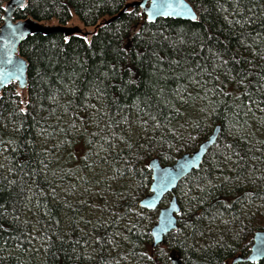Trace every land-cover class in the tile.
Returning a JSON list of instances; mask_svg holds the SVG:
<instances>
[{"label":"trees","instance_id":"obj_1","mask_svg":"<svg viewBox=\"0 0 264 264\" xmlns=\"http://www.w3.org/2000/svg\"><path fill=\"white\" fill-rule=\"evenodd\" d=\"M129 1L24 0L14 11L15 20L99 25L89 39L36 32L19 44L25 107L15 82L0 88V264H105L113 221L79 230L85 204L54 197L64 171L117 158L135 181L116 202L124 211L149 192L150 157L172 163L215 124V144L174 190L178 227L165 249L148 251L149 224L137 220L127 252L141 264H173L172 253L182 264H230L264 229V0H187L194 21H149L138 6L110 19ZM139 214L152 221L156 211Z\"/></svg>","mask_w":264,"mask_h":264},{"label":"water","instance_id":"obj_2","mask_svg":"<svg viewBox=\"0 0 264 264\" xmlns=\"http://www.w3.org/2000/svg\"><path fill=\"white\" fill-rule=\"evenodd\" d=\"M24 0H7L4 5L3 22L0 25V88L11 82H15L19 89H26V60L17 52L19 44L33 33L47 34L52 31H63L65 34L69 30L74 31L69 26L43 25L41 22L31 18L14 19L13 14ZM173 4L172 14L153 15L151 13V0H134L124 4L123 8L110 19L118 17L129 7L145 5L141 12L147 20L155 21L157 18H173L183 20H197V13L187 0H171ZM183 9H190L196 19L184 12ZM99 25L97 23L96 27ZM221 132L219 124H215L208 136L201 141L192 152L181 153L172 163L163 164L157 156H152L147 161L150 170V183L148 193L138 200V205L147 210L158 208L156 222L150 228L152 246H157L163 242L164 237L170 231L177 229V214L180 206L174 192L178 183L191 171L200 168L203 159L209 149L215 144ZM165 196L169 199L165 205L159 206ZM264 259V229L253 231L249 252L246 255H235L230 264L237 262H257ZM173 264H182L178 255L171 254Z\"/></svg>","mask_w":264,"mask_h":264},{"label":"rangeland","instance_id":"obj_3","mask_svg":"<svg viewBox=\"0 0 264 264\" xmlns=\"http://www.w3.org/2000/svg\"><path fill=\"white\" fill-rule=\"evenodd\" d=\"M41 23L49 26L59 24L56 20ZM65 25L72 27L76 34L81 35L86 39H89L91 33L96 30L95 25L85 26L75 15H73ZM17 90L22 106L25 107L27 91L26 89L19 88ZM208 124L211 129L213 124L209 121ZM100 157L101 156L99 155L96 158H88L83 172L79 171L77 167H73V169L69 171L65 170L64 172L67 174L69 181H65L64 183L56 182L58 187H55L54 197L56 200L64 203H66V201H79L85 204V210L75 216V222L77 225L81 226L79 229L80 231L84 230V232H86V228L88 227L113 221L114 225L109 230L110 237L108 238L110 240L111 248L108 256H111V259L106 261L105 264H141L140 259H137L136 257L133 258L132 255L127 252V250H129L130 241L127 239L126 231L137 232V220L144 223L142 225L143 229L146 225L148 226V224L151 228L153 223L156 222L158 208L155 209L156 215L155 219L152 221L139 214L142 207L138 204L134 206L130 205L124 211L117 209V201L134 193L135 181L130 175L122 174L121 169L123 166L117 158L113 159L108 156L107 158ZM60 160L61 158H59V161ZM113 162L115 163L114 165ZM73 179L78 183H75ZM176 194L180 198V195L178 193ZM183 196L185 195L183 194ZM168 199L169 196L164 197L159 206L165 205ZM69 216V214L68 217L63 214L62 217L70 221ZM146 243L148 244V251L151 252V235L146 239ZM123 244L125 247L121 248V245ZM164 249L165 246H156L157 252H161V250ZM91 250L90 246L84 247V252L87 257H90V255L92 257ZM163 253L165 254L164 251Z\"/></svg>","mask_w":264,"mask_h":264},{"label":"snow or ice","instance_id":"obj_4","mask_svg":"<svg viewBox=\"0 0 264 264\" xmlns=\"http://www.w3.org/2000/svg\"><path fill=\"white\" fill-rule=\"evenodd\" d=\"M19 7H24V5L20 4ZM140 7L144 8L145 5L141 4ZM172 9L173 4L171 3V0H151V13L153 15L167 16L172 14ZM183 11L191 15L192 19H196L195 15L191 13L190 9H183Z\"/></svg>","mask_w":264,"mask_h":264}]
</instances>
